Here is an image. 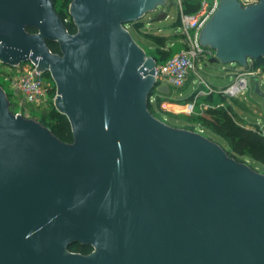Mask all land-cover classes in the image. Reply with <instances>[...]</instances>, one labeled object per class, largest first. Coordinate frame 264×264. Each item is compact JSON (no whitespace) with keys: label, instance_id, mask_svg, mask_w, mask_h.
Returning <instances> with one entry per match:
<instances>
[{"label":"water","instance_id":"1","mask_svg":"<svg viewBox=\"0 0 264 264\" xmlns=\"http://www.w3.org/2000/svg\"><path fill=\"white\" fill-rule=\"evenodd\" d=\"M168 3L71 0V33L54 0H0V61L50 70L74 136L0 85V264H264V174L149 108L157 62L127 24ZM200 39L210 62L264 59V0H221Z\"/></svg>","mask_w":264,"mask_h":264},{"label":"rangeland","instance_id":"2","mask_svg":"<svg viewBox=\"0 0 264 264\" xmlns=\"http://www.w3.org/2000/svg\"><path fill=\"white\" fill-rule=\"evenodd\" d=\"M54 1L56 9L61 10L63 0ZM241 1L244 5L254 2V0ZM63 11L67 13L66 20H72L69 8ZM162 11L168 12V16L157 19ZM138 23L139 25L129 23L127 27L135 40L144 47L147 55L154 57L158 63L177 54L186 46L183 39L184 27L180 22V9L176 1L171 6L169 3L158 6L156 10L150 11L143 16ZM156 36L166 37L167 46L171 49L169 53L163 52L159 45L156 47L149 46L156 43ZM210 58L205 56L198 61L196 69L192 71L183 86L176 87L171 84V92L169 93L154 92L152 104L158 106V111H155L150 106L153 114L172 126L199 132L208 138V134L204 132V129H207V125L204 123L208 118V112L220 105L231 110L233 108L241 118L249 123L264 126V79L262 80L261 92H254V90L248 88L246 93H241L236 97L228 96V98L226 94L221 92L211 93L209 92L210 87L221 90L234 83L236 72L244 67L237 62H210ZM251 63L252 60H250ZM2 67L3 65L0 61V85L9 95L13 93V89L10 82L4 78V69ZM46 77L54 97L57 94L56 82L49 74ZM252 80L251 77L250 82ZM51 108V104L46 107L29 105L32 115L30 118L39 121L44 117V114H49ZM215 140L220 144L226 142L222 137L217 136ZM243 162L250 165L248 158L244 159ZM254 169L264 174L263 170L256 167Z\"/></svg>","mask_w":264,"mask_h":264},{"label":"built area","instance_id":"3","mask_svg":"<svg viewBox=\"0 0 264 264\" xmlns=\"http://www.w3.org/2000/svg\"><path fill=\"white\" fill-rule=\"evenodd\" d=\"M173 1L179 5L180 22L184 27L183 39L186 46L177 54L157 63L156 92H161L160 89L164 86H167L168 93L171 92V84L176 87L183 86L192 71L196 69L198 61L205 56L213 57L215 54L213 48L201 43L200 34L218 9L221 0H191L192 3H195L194 1L199 3V7L192 12L186 10V0ZM1 63L4 69L3 76L10 82L13 89V93L8 96L10 107L16 115L30 118L32 115L29 105L46 107L52 101L55 103L57 94L53 97L46 77L49 74L53 78L50 70H38V64L31 59L17 65ZM262 72L261 67L243 68L236 72L234 83L222 90L211 88L209 92H223L232 97L244 94L249 88L250 78L258 76ZM153 97L154 94L150 96V102L153 101ZM260 128L264 134V127Z\"/></svg>","mask_w":264,"mask_h":264},{"label":"trees","instance_id":"4","mask_svg":"<svg viewBox=\"0 0 264 264\" xmlns=\"http://www.w3.org/2000/svg\"><path fill=\"white\" fill-rule=\"evenodd\" d=\"M192 2L193 1L191 0H186V10L189 12L195 11L199 7V3H197V1H194L195 3ZM62 3V9L56 10L64 20L68 30L71 33H75L77 31V27L73 21V18L72 20L67 21V13L63 11L64 9L69 8L71 0H63ZM136 25H139V23L137 22ZM27 29L30 32L38 31V29L35 27H28ZM48 45L53 52H61L58 42L48 40ZM158 45L165 53H169L171 50L167 46L166 37L156 36V43L150 44L149 46L156 47ZM253 64L254 66L252 67H261L264 71L263 58L255 61ZM154 92H156L155 88L151 95H153ZM50 104L52 108L49 111V114H44V117L39 121L48 126L53 131V133L63 141L73 142L74 136L68 116L61 113L56 108L53 101ZM150 106H152L155 111H158V106L153 105L152 102L149 103V108ZM204 124L207 125V129H204V132L208 134L210 139L216 141L215 137L217 136L222 137L226 141L221 145L227 150L230 156L242 162L244 159L248 158L250 166L264 171V134L259 125L249 127L241 124L233 108L231 110L222 105L208 112V118ZM91 248V245L81 244L80 242L73 243L69 246V249L73 251H86V249L90 250Z\"/></svg>","mask_w":264,"mask_h":264},{"label":"crops","instance_id":"5","mask_svg":"<svg viewBox=\"0 0 264 264\" xmlns=\"http://www.w3.org/2000/svg\"><path fill=\"white\" fill-rule=\"evenodd\" d=\"M252 66H254V64H250V66L249 67H252ZM255 77H259L260 78V83H261V86L263 85L262 84V80L264 79V71L260 74V75H258V76H255ZM255 77H252V82H250V84H249V88L251 89V90H254V78ZM211 88H213V89H216V88H214V87H210V89ZM209 89V90H210ZM223 89H225V88H223ZM216 90H218V89H216ZM222 90V89H221ZM227 98H228V96H227ZM235 112V111H234ZM236 113V112H235ZM236 115H237V118H238V120H239V122L241 123V124H243V125H246V126H249V127H253V126H256V125H254V124H252V123H249L248 121H246L245 119H243V118H241L237 113H236ZM260 127H264L263 125H259Z\"/></svg>","mask_w":264,"mask_h":264},{"label":"flooded vegetation","instance_id":"6","mask_svg":"<svg viewBox=\"0 0 264 264\" xmlns=\"http://www.w3.org/2000/svg\"><path fill=\"white\" fill-rule=\"evenodd\" d=\"M88 249H89V248H88ZM88 249H86V251L84 250V251H74V252H80V253H82V254L87 255V254H90V253L94 250L93 246H92V248H91L90 250H88ZM87 250H88V251H87Z\"/></svg>","mask_w":264,"mask_h":264}]
</instances>
